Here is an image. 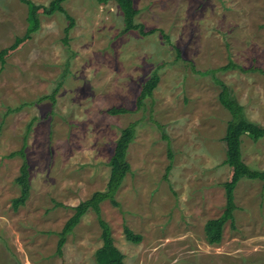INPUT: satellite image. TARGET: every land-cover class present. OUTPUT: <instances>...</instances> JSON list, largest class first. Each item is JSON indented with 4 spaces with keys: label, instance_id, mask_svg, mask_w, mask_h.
<instances>
[{
    "label": "rangeland",
    "instance_id": "obj_1",
    "mask_svg": "<svg viewBox=\"0 0 264 264\" xmlns=\"http://www.w3.org/2000/svg\"><path fill=\"white\" fill-rule=\"evenodd\" d=\"M30 1L48 6L52 0ZM134 3L136 22L155 33H124L114 1L67 0L63 6L75 19L68 37L64 14H41L39 31L0 62V264H96L103 240L93 211L67 237L63 257L58 234L74 207L106 189L116 142L131 123L137 134L128 151L132 171L117 194L120 207L101 205L125 262L264 264L260 181L239 183L235 224H226L220 245H209L205 235L206 223L224 212L223 184L232 177L223 141L231 116L218 101L215 78L230 87L248 120L264 127V75L201 74L231 61L264 71V0ZM28 25L22 0H0V51ZM154 74L153 99L136 110ZM114 107L132 113L110 115ZM25 136L31 196L14 210L23 159L10 155L22 149ZM243 140L245 163L264 171V139ZM125 226L142 242L127 241Z\"/></svg>",
    "mask_w": 264,
    "mask_h": 264
},
{
    "label": "trees",
    "instance_id": "obj_2",
    "mask_svg": "<svg viewBox=\"0 0 264 264\" xmlns=\"http://www.w3.org/2000/svg\"><path fill=\"white\" fill-rule=\"evenodd\" d=\"M28 7V21L29 25L26 34L23 37L16 39L15 43L7 49L0 51V62L2 65L6 64V58L11 52L16 51L26 41L32 39L33 34L37 33L41 27L40 15L44 14L47 16L54 15L55 13H62L66 16L68 26L65 30L66 36L70 34L71 30L75 26V19L66 11L63 3L67 0H52L51 3L46 5H39L30 0H22ZM100 4H108L114 1L120 7L124 16V33L130 31H136L143 36H147L155 33V30L149 32L145 31L143 24H138L136 18L140 14V11L135 7L134 0H96ZM167 38V37H166ZM177 52L179 50L177 49ZM230 70H239L242 73L259 72L264 75V71L258 68H245L240 66L233 61L229 62L228 65L208 72L201 73L203 76L216 75L218 73L227 72ZM159 83V77L154 74L148 83L143 87L138 99L137 108L140 110L145 107V101L147 99H153V92L157 88ZM215 83L220 88L218 95V101L223 108H225L231 119L228 122L226 134L223 141L226 145V160L225 164L232 169V177L229 181L223 184L226 194V205L223 214L216 219L209 220L205 225L206 241L209 245L215 246L220 245L223 241L224 229L228 222L232 225L235 224V212L238 209L236 205V189L239 183L246 179L251 181H260L263 183L264 188V171L254 170L244 161L243 157V139L244 137L250 138L253 142L257 143L264 139V127L253 123L248 120L245 107L242 106L234 97L230 87L223 81L215 78ZM52 99L53 103H56L55 97H48ZM46 99L42 98V100ZM14 110L10 109V113ZM110 115H124L132 113L131 110L126 108L114 107L108 111ZM137 123H131L128 127L121 131V135L116 142L114 153L110 159L109 166L111 167L110 177L107 187L104 191L95 192L90 199L81 202L78 206L74 207L73 216L66 222L63 230L58 234L59 241L57 246V254L60 257L64 255V246L67 242V237L72 234L75 229L81 223L83 217L90 211H93L99 221L100 228L102 230L103 245L96 252V264H127L125 262L124 255L117 249L113 238L112 230L110 225L103 219L101 205L109 201L114 207L119 208L120 203L117 200V194L122 188L128 174L132 171L131 164L128 161V151L131 144L136 139L137 134ZM32 124L28 126L30 129ZM160 129L161 125L158 124ZM163 139L168 141L169 159L171 163L174 160V154L171 150L168 136L163 133ZM26 136L24 139V145L21 150L14 152L10 157L17 155L23 159V164L20 168V174L16 178L15 182L20 187V196L13 200L14 210H18L20 207L25 206L31 196V182H30V164L27 160L25 153L26 147ZM172 164L168 167V173L172 169ZM167 179V177H166ZM58 206H64L59 205ZM124 234L127 241L139 244L143 240V236L134 233L129 227H124Z\"/></svg>",
    "mask_w": 264,
    "mask_h": 264
},
{
    "label": "crops",
    "instance_id": "obj_3",
    "mask_svg": "<svg viewBox=\"0 0 264 264\" xmlns=\"http://www.w3.org/2000/svg\"><path fill=\"white\" fill-rule=\"evenodd\" d=\"M215 249H217V248H215Z\"/></svg>",
    "mask_w": 264,
    "mask_h": 264
}]
</instances>
